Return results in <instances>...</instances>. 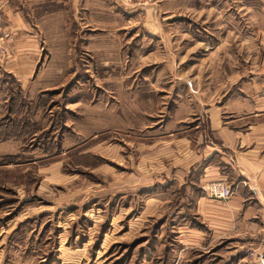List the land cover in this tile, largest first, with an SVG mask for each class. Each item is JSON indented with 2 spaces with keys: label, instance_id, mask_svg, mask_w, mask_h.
<instances>
[{
  "label": "rangeland",
  "instance_id": "374dc122",
  "mask_svg": "<svg viewBox=\"0 0 264 264\" xmlns=\"http://www.w3.org/2000/svg\"><path fill=\"white\" fill-rule=\"evenodd\" d=\"M151 7L167 12L157 24L170 26L164 33L169 42L163 34L142 41L124 30L114 34V44L104 32L96 48L84 37V44L66 48L61 67L54 60L46 66L56 71L50 82L55 89L33 98L19 94L4 76L14 115L9 123L15 121L13 129L20 125V147L0 158V249L6 246L0 264H223L219 247L179 253L172 222L180 196L151 186L155 175H148L155 164L145 159L152 155L150 143L164 138L158 120L176 102V81L162 77L159 60H179L178 68L188 76L211 71L219 57L226 66L232 60L239 71L264 69V0H161L157 8L153 0L127 11L110 3L103 23L140 26L136 15ZM152 58L155 63H148ZM34 67L39 73L43 66ZM109 91L126 109L136 99V109L141 108L136 126L122 118L118 133L81 135L84 110L91 112L97 100L102 105Z\"/></svg>",
  "mask_w": 264,
  "mask_h": 264
},
{
  "label": "crops",
  "instance_id": "0c3cea01",
  "mask_svg": "<svg viewBox=\"0 0 264 264\" xmlns=\"http://www.w3.org/2000/svg\"><path fill=\"white\" fill-rule=\"evenodd\" d=\"M122 1L0 0V31L10 33L6 56H0V158L15 153L14 146L20 147V125L13 129L15 121L9 123V116L12 119L14 115L9 113L10 92L4 76L11 78L19 94L21 91L33 98L55 89L50 82L56 79V71L46 66L54 60L61 67L66 48L84 44V37L87 44L91 39L96 48H101L104 32L110 44L118 38L114 34L124 30L134 31L132 36L136 38L139 34L142 41L143 36L152 40L156 34L169 33L170 26L157 24L161 14L167 12L160 13L153 7L136 15L143 22L140 26L105 25L103 16L110 3L124 11L134 7L120 4ZM160 2L154 0L156 8ZM164 38L169 42L168 36ZM224 49L226 55L231 53L229 47ZM152 60L148 63H155ZM221 60L219 57L206 74L194 72L188 76L178 68L179 60L175 63L169 57L160 58L162 77L176 81V102L165 119L158 120L162 121L164 138L150 143L152 155L145 160L155 168L148 176L155 175L151 186L157 184L180 196L176 204L180 212L172 222L179 253L219 247L224 249L223 264H232L233 258L242 253L244 260L239 258L237 263L264 264V69L254 73L240 67L239 71L232 60H228V66ZM37 62L43 66L39 73L34 67ZM201 76L207 84L200 82ZM189 82L194 88H189ZM108 93L109 99L102 105L97 100L91 112L84 110L81 135L93 130L118 133L122 118L127 125L136 126L141 112V108L136 109V99L129 100L126 109L116 101L114 92ZM213 96L218 98L212 100ZM190 121L196 122L192 128L187 126ZM184 123L187 127L179 129ZM214 181L231 188L233 193L227 201L213 200L202 193L201 187ZM151 201L156 203L155 199ZM4 248L0 249V259ZM248 251L254 253L250 260Z\"/></svg>",
  "mask_w": 264,
  "mask_h": 264
},
{
  "label": "built area",
  "instance_id": "2783aa9c",
  "mask_svg": "<svg viewBox=\"0 0 264 264\" xmlns=\"http://www.w3.org/2000/svg\"><path fill=\"white\" fill-rule=\"evenodd\" d=\"M122 5L126 6H134V5H140L145 4V0H123L120 2ZM9 37V34L7 32H1L0 33V55H6V49H5V42L6 39ZM202 193L213 200L225 202L232 196V190L231 188L221 182V181H214L210 182L203 187H201ZM248 256L253 257L254 253L252 251H248ZM256 257V256H255Z\"/></svg>",
  "mask_w": 264,
  "mask_h": 264
}]
</instances>
